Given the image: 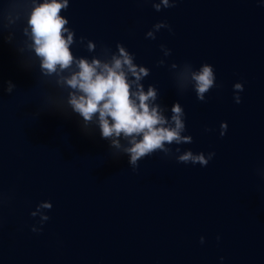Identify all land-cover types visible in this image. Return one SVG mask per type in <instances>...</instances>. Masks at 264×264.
<instances>
[{
    "label": "water",
    "instance_id": "1",
    "mask_svg": "<svg viewBox=\"0 0 264 264\" xmlns=\"http://www.w3.org/2000/svg\"><path fill=\"white\" fill-rule=\"evenodd\" d=\"M32 8L0 0V264H264V0H176L160 12L153 0H69L60 15L74 57L122 44L150 70L141 83L158 90L165 116L176 102L184 109L192 143L157 150L135 171L95 117L85 125L72 110L69 72H42ZM160 22L171 31L146 38ZM185 64L213 66L218 87L204 102L181 79ZM185 151L215 156L206 167L178 163Z\"/></svg>",
    "mask_w": 264,
    "mask_h": 264
},
{
    "label": "clouds",
    "instance_id": "2",
    "mask_svg": "<svg viewBox=\"0 0 264 264\" xmlns=\"http://www.w3.org/2000/svg\"><path fill=\"white\" fill-rule=\"evenodd\" d=\"M33 8L27 21L31 29L32 48L37 57L41 59V70L45 75L69 72L63 77V83L73 91L69 93L68 103L75 113H78L85 122L91 123L95 117L102 139L110 140L111 147L122 150L129 157V165L135 171L138 162L148 157L157 150L165 156H171V145L192 143L191 136L182 135L186 131L185 112L180 103L176 102L171 107V116L166 117L167 109L157 104L158 90L149 86L147 91L141 81L150 74V70L138 66L135 57L122 44L116 45V52L109 48H102V58L74 57L70 48L76 41L75 33L68 25L69 21L60 15L62 10H67L69 0H43L38 3L32 0ZM176 0H159L154 2L153 8L160 12L163 9L175 7ZM169 25L164 22L157 23L153 30L146 33V38L155 39V32ZM27 34V29H25ZM84 43V38H80ZM88 52L96 50V44L88 41ZM164 56L171 55V51L161 45ZM164 60L158 61V67L163 66ZM173 68L177 65L172 64ZM59 68V73H58ZM185 74L181 79L190 76L192 90L199 101L204 102L206 94L216 85V76L213 66L203 64L198 70H193L190 64H185ZM15 85L8 82L7 92L12 93ZM243 85H234V100L241 102L239 93ZM220 135L224 136L227 124L220 126ZM210 131V129H206ZM127 142V147L122 146L120 140ZM167 145V146H166ZM180 148L175 152L180 153ZM215 156L214 152L207 154H194L185 151L176 156L177 162L182 164H199L206 167ZM42 207L51 209V204H43ZM33 217L36 213H31ZM49 219L41 217V225ZM40 229L32 228L33 232ZM219 239V238H218ZM201 244L204 243L201 237Z\"/></svg>",
    "mask_w": 264,
    "mask_h": 264
}]
</instances>
